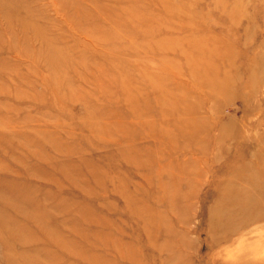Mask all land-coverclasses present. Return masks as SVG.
Returning <instances> with one entry per match:
<instances>
[{"label": "rangeland", "instance_id": "1", "mask_svg": "<svg viewBox=\"0 0 264 264\" xmlns=\"http://www.w3.org/2000/svg\"><path fill=\"white\" fill-rule=\"evenodd\" d=\"M167 1L0 12V264H264V0Z\"/></svg>", "mask_w": 264, "mask_h": 264}, {"label": "bare ground", "instance_id": "2", "mask_svg": "<svg viewBox=\"0 0 264 264\" xmlns=\"http://www.w3.org/2000/svg\"><path fill=\"white\" fill-rule=\"evenodd\" d=\"M150 1V3H157L158 5H160L162 8L163 7H168V10L166 11L165 15L167 16V14L171 15V16H176L179 17L180 14H178V9H176L175 7L172 8L170 1L167 0H148ZM169 2V4H168ZM74 5V4H73ZM29 9V5L26 2H23V0H0V12L5 15L7 17V19H9L11 22H17L18 21V25L21 27L22 30H24V32L27 31V29L31 26V23H33V18L32 15L29 13L28 11ZM145 9V7L143 8ZM148 11H151L148 7V9H146ZM146 10L143 11H139L137 9V5H134V7H130V11L129 12H124V13H119V14H115V18L113 17L114 14L110 13L107 14L109 15V19H112V22H110V24H117V25H121L124 24V27L127 31H132V32H141L144 31L145 32V37H147L149 40L151 35L150 31H154L156 30V26L154 27H149L152 23H150L149 20H147L146 16H149L151 14L145 12ZM183 10H184V6H183ZM115 13V12H114ZM123 16H121V15ZM149 14V15H148ZM164 15V14H162ZM117 16V17H116ZM180 17H183V15H181ZM16 18V19H15ZM134 20V24L132 23V20ZM146 19V20H145ZM15 20V21H14ZM156 32H158L156 30ZM150 37V38H149ZM101 39L103 40V42L105 43H109L106 41H112L114 40V36L112 33H107V31H102L101 32ZM106 40V41H105ZM155 47L157 49H159V51L161 52H166V45L164 42H160L157 41L155 44ZM114 49V48H113ZM60 48H57L54 46V48H52V43H49L48 45H46V47L43 49L45 56L51 58L46 60V68L49 70H52L54 68L55 65H59L60 68L62 69V71L64 73H67V67L68 64L71 65V61L69 63V60L64 58L61 53H60ZM146 50L147 46H146ZM156 51V50H155ZM68 57L70 58V56L68 55ZM63 59V60H62ZM71 60V58H70ZM38 62V61H35ZM107 66L103 65V69L105 71V68ZM65 68V70H63ZM111 68V69H110ZM115 66L112 65L108 68V72H110V74L115 73L116 75V71H115ZM4 69V68H3ZM114 71V72H112ZM62 73L63 77H66L65 74ZM66 81L63 80V82ZM111 84V82L109 83ZM64 89V88H63ZM62 90V88H59V91ZM192 134L191 133H187L186 137L188 140L191 141H195V139H192ZM215 143H217L218 141H214ZM200 150H198L199 152ZM202 151V150H201ZM26 197L22 196L20 198V200H22L23 202L26 201ZM18 206V205H17ZM39 205H30L29 208H32V210H30L28 207L25 208V211H29L30 212L28 214H30L31 218L36 219L37 221H41L42 217L39 214L40 210H38ZM9 209H12L11 206H9ZM16 211V210H15ZM4 211L0 214V216L2 217V221L5 223L6 220L4 218ZM232 229H231V225L230 224H224V228L222 230H218V233L220 232L221 234L225 235V237H227L230 233H231ZM24 264H30V262L28 260L24 261Z\"/></svg>", "mask_w": 264, "mask_h": 264}]
</instances>
